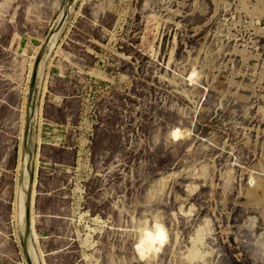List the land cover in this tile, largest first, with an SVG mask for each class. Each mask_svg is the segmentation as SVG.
<instances>
[{"label":"rangeland","instance_id":"obj_1","mask_svg":"<svg viewBox=\"0 0 264 264\" xmlns=\"http://www.w3.org/2000/svg\"><path fill=\"white\" fill-rule=\"evenodd\" d=\"M27 177L39 244L12 218ZM29 245L45 264H264V0H0V264H33Z\"/></svg>","mask_w":264,"mask_h":264},{"label":"bare ground","instance_id":"obj_2","mask_svg":"<svg viewBox=\"0 0 264 264\" xmlns=\"http://www.w3.org/2000/svg\"><path fill=\"white\" fill-rule=\"evenodd\" d=\"M62 21H61V23H62ZM61 26L62 25L60 24V25H58V26H56L54 28L53 33H52V37H51L52 39L56 38L57 33H59V31L61 29ZM51 40H50V42H51ZM53 44L54 43L50 44V49H51ZM38 74H39V71H38ZM31 95L29 97H27V114H26V118H27V121H28L27 125H29V126H28V134H27V136H25V138H26V142H25L26 155L24 156V168L27 167V165L29 166L30 161H31L30 158L33 156V153L31 152V149H32V134L34 132V122H35V118H36V108H37V106H35L33 104V98L31 97ZM26 171H27V169H26ZM26 179H27V181H25L23 179L21 180L20 187L16 188V193H15L16 198H18L19 216L21 214V218H22V220L20 218L18 226H19L20 231L22 233L29 231L30 225H31L30 222L33 219V213H32L33 211L31 210L32 202L30 204L29 201H30V197L33 198L34 192L32 190H30V185H29L30 179L28 177ZM80 188H81V190H79L80 193H81L80 194V200L82 201L83 189H82L81 186H80ZM85 215L88 217L87 214H83V215H81L80 219H84ZM95 220H96L97 223L98 222L100 223L99 218H96ZM161 230H162V228L160 226V223H159V221H157L155 223V226L152 228V230H149L148 227H144V228H142V231H140L141 238H140V244H139L140 247L139 248L143 251V254H145L144 255L145 257L149 256V255L150 256H156L157 253H159V251H161L162 247L165 246L166 238H165V235H163V233L161 232ZM97 231H99V230H97ZM32 239H34V237ZM34 241L35 240H33V242ZM34 243L37 244V242H34ZM88 245H89V243H88ZM92 245H94V244L92 243ZM92 245H91V247H92ZM28 251H29V256L32 257L30 259L32 260L33 264H36V262H35L36 260H38V261L42 260L41 254L39 252L38 247L35 248V247L29 245ZM30 251H31V254H30ZM146 258L148 259V257H146ZM33 260H35V261H33Z\"/></svg>","mask_w":264,"mask_h":264},{"label":"built area","instance_id":"obj_3","mask_svg":"<svg viewBox=\"0 0 264 264\" xmlns=\"http://www.w3.org/2000/svg\"><path fill=\"white\" fill-rule=\"evenodd\" d=\"M89 120H91V116L87 113V110H82L79 116V125L76 128L81 132L82 136H84V139H79L76 144V146L79 147L76 168H79V166L83 165L84 162L91 158V138L95 134V123L89 124Z\"/></svg>","mask_w":264,"mask_h":264},{"label":"crops","instance_id":"obj_4","mask_svg":"<svg viewBox=\"0 0 264 264\" xmlns=\"http://www.w3.org/2000/svg\"><path fill=\"white\" fill-rule=\"evenodd\" d=\"M23 92V96H24V89L22 90ZM23 96H22V101H21V106H20V108H22V103H23ZM20 112H21V110H20ZM21 115V114H20ZM41 123H42V110H41ZM40 129H41V127H40ZM40 129H39V143H38V161H39V146H40V142H41V134H40ZM189 130V129H188ZM187 130H183L182 128H180L179 126H176L175 128H173V130H172V136L174 137V138H179L182 134H184L185 132H186ZM18 162V161H17ZM16 166H17V164H16ZM37 166H38V162H37ZM37 168V167H36ZM16 169V168H15ZM34 190H35V197H36V194H37V179H36V176H35V185H34ZM35 197H34V204H35ZM13 203L14 204H12L13 205V208H12V218H13V222L17 225V227L19 228V220H20V218H21V214H20V216H19V205H18V198H16V195L14 194V200H13ZM88 215V217L90 216L89 214H87ZM35 211H34V226H35ZM87 216L85 215L84 216V218H86ZM15 220V221H14ZM21 220H22V218H21ZM23 222V221H22ZM24 223V222H23ZM35 229V228H34ZM141 231H142V228H141ZM29 234L30 233V236H33L34 237V239L33 240H35L34 242H37V244H39V235L38 234H36V232H35V230H31V229H29V231L28 232H24L23 234ZM140 236H141V234H140ZM32 237V238H33ZM166 242H167V239H166ZM164 247H162V249H163ZM161 249V250H162ZM137 251H138V253L140 254V256H141V258H145V254H143V251L139 248L138 249V247H137ZM39 252H40V254H41V258H42V260H33V261H35L36 262V264H45L44 262H43V258H44V254L39 250Z\"/></svg>","mask_w":264,"mask_h":264}]
</instances>
